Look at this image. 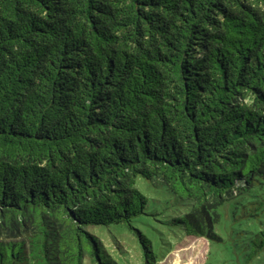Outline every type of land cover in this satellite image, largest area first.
I'll list each match as a JSON object with an SVG mask.
<instances>
[{"label": "trees", "instance_id": "trees-1", "mask_svg": "<svg viewBox=\"0 0 264 264\" xmlns=\"http://www.w3.org/2000/svg\"><path fill=\"white\" fill-rule=\"evenodd\" d=\"M138 176L221 240L264 179V0H0V264H119L89 229L112 223L154 264Z\"/></svg>", "mask_w": 264, "mask_h": 264}, {"label": "rangeland", "instance_id": "rangeland-1", "mask_svg": "<svg viewBox=\"0 0 264 264\" xmlns=\"http://www.w3.org/2000/svg\"><path fill=\"white\" fill-rule=\"evenodd\" d=\"M136 186L146 195L147 205L132 225L151 239L157 254L154 264H264V247L254 249L256 234L264 228V179L256 178L245 191L224 200L215 226L218 241L186 235L174 226L172 219L185 212L190 201L179 202L164 185L139 176ZM89 229L119 264H144L134 229L115 223ZM83 264L92 262L86 257Z\"/></svg>", "mask_w": 264, "mask_h": 264}]
</instances>
